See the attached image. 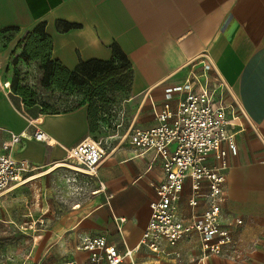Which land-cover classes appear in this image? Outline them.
<instances>
[{"label": "crops", "instance_id": "crops-1", "mask_svg": "<svg viewBox=\"0 0 264 264\" xmlns=\"http://www.w3.org/2000/svg\"><path fill=\"white\" fill-rule=\"evenodd\" d=\"M58 22L74 26L62 31ZM40 24L52 40L51 59L68 70L79 61H108L113 47L126 56L132 67L128 102L136 103L128 131L134 125L154 126L165 102L175 108L183 92L167 101L165 90L183 84L190 71L200 73L202 55H207L210 77L226 84L222 100L229 107L237 148L232 155L222 145L225 181L219 218L237 245L234 259L208 255L206 264H264V0H0V127L21 134L11 156L35 167L0 195L5 208V217H0L29 242L20 258L7 251L0 260L85 262L87 253L76 249L83 236H104L120 253L135 249L133 264H179L175 251L182 262L195 264L200 254L196 233L173 247L162 242L164 255L136 248L163 172L161 155L135 148L130 136L105 150L96 176L75 175L74 184L60 179L63 166L52 163L90 137L87 107L39 114L26 108L7 78L19 42ZM35 131L45 140H35ZM8 138L3 133L0 146ZM220 164L214 153L207 156L208 167ZM206 190L207 181L202 180L198 204L190 207L191 182L185 179L177 201L179 217L200 215Z\"/></svg>", "mask_w": 264, "mask_h": 264}, {"label": "built area", "instance_id": "built-area-1", "mask_svg": "<svg viewBox=\"0 0 264 264\" xmlns=\"http://www.w3.org/2000/svg\"><path fill=\"white\" fill-rule=\"evenodd\" d=\"M202 56L204 61L200 73L190 71L183 84L165 90L167 101L173 93L183 92L175 108L165 102L154 126L133 129L130 135L135 148L153 149L161 155L163 172V180L155 189V199L149 203V218L136 248L142 246L154 255H164L162 242L173 247L190 233H196L200 254L195 264H206L208 255L234 259L237 245L219 220L221 189L225 181L223 160L226 151L222 145L225 143L232 155L237 153L234 134L229 128V107L222 100L226 84L217 76L215 79L210 77L212 64L206 54ZM3 133H7L9 138L0 146V195L24 181L23 176L35 169L28 162L11 156L10 152L20 142L21 134L0 127V139ZM34 139L45 140L41 131H35ZM210 153L221 161L219 167L206 165ZM104 157L102 144L87 137L67 149L65 157L52 166L65 167L73 174L74 180L78 174L96 176ZM187 178L191 182L188 204L192 208L198 204L201 181H207V190L202 195L206 208L200 215L183 220L178 214L177 201ZM76 249L87 253L85 262L67 260L57 264H120L124 259L133 264L135 250L125 249L120 253L114 245L106 242L104 236H83ZM173 258L179 264H187L181 261L178 251L173 253ZM0 264L6 263L0 260Z\"/></svg>", "mask_w": 264, "mask_h": 264}, {"label": "trees", "instance_id": "trees-1", "mask_svg": "<svg viewBox=\"0 0 264 264\" xmlns=\"http://www.w3.org/2000/svg\"><path fill=\"white\" fill-rule=\"evenodd\" d=\"M57 28L66 31L74 25L58 22ZM20 52L13 65H32L36 73L34 86L26 83V75L11 83V89L22 98L26 108L39 114L66 113L88 102L89 131L95 130L98 108L95 102H105L112 93L127 91L132 83V67L126 56L113 47L108 61H79L76 68L68 70L51 59L52 40L40 24L27 32L18 44Z\"/></svg>", "mask_w": 264, "mask_h": 264}, {"label": "rangeland", "instance_id": "rangeland-1", "mask_svg": "<svg viewBox=\"0 0 264 264\" xmlns=\"http://www.w3.org/2000/svg\"><path fill=\"white\" fill-rule=\"evenodd\" d=\"M10 71L11 72L7 77L9 78L10 83L18 81L20 85H23L24 82L19 81V79L22 80L25 74L26 83L30 86L35 85L34 77L36 73L32 65H24V63H20L18 65H14ZM109 97L110 98H108L105 102H95L98 108L97 120L95 122V130L89 134L91 139H94L102 144L104 150L110 149L124 136L129 137L133 129L139 128L134 125L131 127L130 131H128L131 126L132 112L136 104L132 101L128 102L131 97V89L129 88L127 91L121 93L111 92V96ZM82 106L87 107L88 102H85ZM60 169L63 170L61 172L63 174L60 179L63 182L68 179L69 182L74 184L75 180H72L73 176L69 173V171H67L64 167ZM69 184L70 183H67L65 185L69 187ZM10 203L11 201L8 202V208L10 207ZM21 203L22 202H20V204ZM4 210L5 208L0 206V216L2 217H5ZM28 244L29 242H27L25 238L21 239L19 232L12 224L6 223L4 218L0 217V257H4L6 255L5 253L8 251L10 254H14V256H18V258H20L24 255L21 252L24 253Z\"/></svg>", "mask_w": 264, "mask_h": 264}, {"label": "bare ground", "instance_id": "bare-ground-1", "mask_svg": "<svg viewBox=\"0 0 264 264\" xmlns=\"http://www.w3.org/2000/svg\"><path fill=\"white\" fill-rule=\"evenodd\" d=\"M59 166H60V165H59ZM30 179L32 180V177H30L29 180H30Z\"/></svg>", "mask_w": 264, "mask_h": 264}]
</instances>
